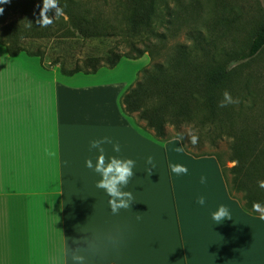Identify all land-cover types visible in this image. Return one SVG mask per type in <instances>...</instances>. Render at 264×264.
I'll return each mask as SVG.
<instances>
[{
  "label": "crops",
  "instance_id": "obj_1",
  "mask_svg": "<svg viewBox=\"0 0 264 264\" xmlns=\"http://www.w3.org/2000/svg\"><path fill=\"white\" fill-rule=\"evenodd\" d=\"M97 76L60 75L0 44V264H65V246L86 247V237L99 252L83 253L86 264H264V220L231 194L217 159L186 152L177 138L154 139L120 106L135 81ZM104 136L121 145L120 153L104 145L106 158L136 162L123 189L134 202L118 214L86 166L99 155L90 142ZM221 206L231 219L218 223Z\"/></svg>",
  "mask_w": 264,
  "mask_h": 264
},
{
  "label": "trees",
  "instance_id": "obj_2",
  "mask_svg": "<svg viewBox=\"0 0 264 264\" xmlns=\"http://www.w3.org/2000/svg\"><path fill=\"white\" fill-rule=\"evenodd\" d=\"M157 2L158 0H127V4H124L127 13L123 17L125 24L122 29L126 38L136 37L143 40L149 35H159L152 26ZM58 3L62 14L54 16L53 11L49 12V16H54V24L59 22L60 26L64 25L62 34L65 36L78 34L83 38L99 37L114 28L102 20L97 22L96 19H87L85 14L90 9L83 5L82 0H58ZM38 4L42 6V0H9L6 4H0L4 9L0 15V44L11 56L24 52L29 56L39 57L43 64V56L38 51H30L22 43L28 37L53 34L50 33L51 25L39 27L35 23L39 15ZM13 14L21 16V19L14 18L7 22ZM29 22H32L31 27ZM263 46L264 21L257 28L248 49L236 58L252 57ZM146 48L132 47V51L124 53L111 51V56L105 59L92 58L91 63L84 69L75 67L67 70L62 64L60 69L65 75L78 72L95 73L103 66L113 68L122 56L137 59L147 50L150 55L154 54L148 45ZM227 55L228 53H216L208 48L194 51L183 46L177 47L164 61L153 63L139 72L136 82L122 94L120 106L125 115L133 117L136 113L139 120H144L145 125L142 127L153 129V138L158 141L172 139L167 134V124H173L177 129L173 138L181 134L179 128L182 125L195 123L200 129L207 127L208 132L214 130L218 136L227 127L233 138L229 144V156L235 164L226 167L216 159L231 194L240 193L242 207L252 214L260 215L253 211V204L264 205V188L259 187V182L264 181V123L252 119L235 129L237 123L235 125L231 116V105L218 106L225 91L235 97L239 86L225 63H221V58L226 59ZM180 142L188 152L184 140Z\"/></svg>",
  "mask_w": 264,
  "mask_h": 264
},
{
  "label": "rangeland",
  "instance_id": "obj_3",
  "mask_svg": "<svg viewBox=\"0 0 264 264\" xmlns=\"http://www.w3.org/2000/svg\"><path fill=\"white\" fill-rule=\"evenodd\" d=\"M126 2L82 0L83 5L90 9L85 14L87 19L102 20L114 27L106 35L88 38L78 34L65 36L62 34L64 25L60 26L58 22L51 24L52 35L28 37L22 43L30 51H38L43 56V64L55 67L60 75H65L60 69L61 64L67 70L75 67L84 69L92 58L105 59L111 56V51L124 53L132 51V47L147 49L148 45L149 49H153V55L147 50L137 59L122 56L118 66H103L97 70L99 80L126 77L133 82H136L141 70L164 61L170 52L180 46L194 51L208 48L216 53L225 52L231 57L221 58V63H225L239 85L233 98H238L240 103L232 104L230 110L235 125L237 123L234 128L252 119L264 123V46L252 57L236 58L248 49L257 28L264 21V0H158L152 26L159 35H149L143 40L126 38L122 33ZM20 17L13 14L7 22ZM132 116L138 125H145L136 113ZM149 131L154 132L151 128ZM166 131L173 138L177 129L173 124H167ZM208 131L207 127L200 129L195 123L179 128L190 154L212 155L226 167L233 166L235 162L229 156V144L233 138L229 129L226 127L220 136L214 130ZM190 135L199 138L195 146L190 142ZM234 195L240 200V193Z\"/></svg>",
  "mask_w": 264,
  "mask_h": 264
},
{
  "label": "clouds",
  "instance_id": "obj_4",
  "mask_svg": "<svg viewBox=\"0 0 264 264\" xmlns=\"http://www.w3.org/2000/svg\"><path fill=\"white\" fill-rule=\"evenodd\" d=\"M9 0H0V4H6ZM39 8V15L35 23L39 27H48L53 23L54 16L62 14V9L59 7L58 0H42V6L37 5ZM54 11V16L50 17L49 12ZM4 9L0 7V15H2ZM32 22H29V27H31ZM238 98H233L232 95L225 91L223 93V99L219 103V107H227L232 104H239ZM180 141L184 138V135L178 134L177 137ZM190 142L192 145L198 144V136L190 135ZM111 144L112 150L115 153L121 152V145L119 142H114L109 136H104L99 139H94L90 142V149L97 150L99 155L96 159L95 164L93 160L89 158L86 160V166L89 169H93L96 173L101 176V179L97 182L96 187L102 189L110 197L108 204L111 208L113 214H118L121 209L131 208L134 202V197L131 191L123 190L128 186L130 179L135 175L133 168L136 162L133 159H122L117 156H112L111 158H106L104 145ZM182 148H178L177 151H182ZM47 156L51 158H57V152L45 149ZM67 163V161H65ZM146 164L150 167L146 168L147 174L151 175L152 171L155 169V163L153 157L149 156L146 160ZM171 171L177 175L187 174L188 169L183 165H171ZM202 182L204 179L202 178ZM259 187L264 188V181L259 182ZM199 204L203 205L205 203L204 198L201 197L198 201ZM253 211L260 213V218L264 220V205L260 203L253 204ZM212 219L216 222H223L226 219H231L230 212L227 207L221 206L218 211H216ZM121 236H119L112 244L113 247H118L121 243ZM84 244L86 247H77L76 249H70L67 245L63 250V256L65 257V264H67V258L70 256L73 264H86V255L83 253H93L97 254L99 252H94L91 248L90 237L84 238Z\"/></svg>",
  "mask_w": 264,
  "mask_h": 264
}]
</instances>
